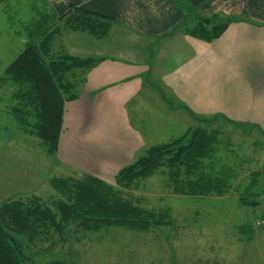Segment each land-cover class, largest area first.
Wrapping results in <instances>:
<instances>
[{"label": "rangeland", "instance_id": "1", "mask_svg": "<svg viewBox=\"0 0 264 264\" xmlns=\"http://www.w3.org/2000/svg\"><path fill=\"white\" fill-rule=\"evenodd\" d=\"M61 2H0V79L5 80L0 81V207L20 201L26 207L41 205L56 217L55 221L43 217L38 221L34 216L28 222L29 227H23L25 233H15L28 258L23 264L51 261L76 264L77 258L79 264H264V129L236 120L241 126L237 128L220 115L216 121L204 123L181 109L167 91L149 98L141 94L130 105L133 120L141 125L145 137L153 138L156 144L153 146L169 143L184 134L190 138L198 127L206 129L215 139L211 146L213 155L207 158L216 164L217 175L222 177L227 169L233 168L232 174L238 175L229 182V193L203 198L178 194L169 167H163L152 176L137 180L130 188L134 204L153 210L157 221L164 216L162 227L153 226L148 233H131L117 227L84 231L77 222L62 220L58 206L66 196L52 186V180L81 179L86 173L70 168L60 156L49 154L41 140L17 125L10 111L17 85L6 75L8 67L25 48L28 41L25 28L31 23L35 9ZM196 13L192 17L194 25L200 18V13ZM65 37L58 44L59 51L73 54ZM171 46L175 54L174 43ZM75 52L82 56L83 51L75 49ZM176 55L161 68L171 67ZM145 106L146 113L141 111ZM153 121L156 130L152 129ZM68 151L69 146L64 143L60 155L67 156ZM248 187L260 193V197L240 204V194Z\"/></svg>", "mask_w": 264, "mask_h": 264}, {"label": "crops", "instance_id": "2", "mask_svg": "<svg viewBox=\"0 0 264 264\" xmlns=\"http://www.w3.org/2000/svg\"><path fill=\"white\" fill-rule=\"evenodd\" d=\"M184 3L179 6L172 0L49 3L59 15L73 6L117 20L104 38L72 33L64 39L74 55L81 56L75 52L77 49L83 51L82 56L102 59L87 76L82 96L66 103L68 125L59 156L70 168L113 184L121 169L155 144L153 138L145 137L130 110L131 103L143 93L149 98L167 91L181 109L192 115L207 118L220 115L228 123L240 121L264 129V0H184ZM187 7L200 13L198 17L219 15L229 25L212 42L188 35L179 31L184 23L194 25L190 18V22L187 20ZM82 41L89 45L83 46ZM173 43L176 62L163 70L161 65L169 64L175 56L171 52ZM151 126L156 130L155 121ZM64 143L69 146L67 156L60 155Z\"/></svg>", "mask_w": 264, "mask_h": 264}, {"label": "trees", "instance_id": "3", "mask_svg": "<svg viewBox=\"0 0 264 264\" xmlns=\"http://www.w3.org/2000/svg\"><path fill=\"white\" fill-rule=\"evenodd\" d=\"M172 1L178 6L185 4L184 0ZM46 4L41 10L35 9L31 23H27L25 34L28 41L6 70V75L17 85L11 97L10 110L17 125L26 134L41 140L49 154L59 156L65 131L66 103L77 101L82 96L87 76L102 59L63 53L59 51L58 44L72 33H87L98 39L104 38L117 24V20L73 6L65 14L59 15ZM187 11V20L190 18L193 22L196 10L187 7ZM197 20L198 23L193 26L184 23L179 31L212 42L229 25L219 15L200 17ZM0 81L5 80L1 78ZM196 117L204 123L217 120V117ZM229 123L241 128L240 123L231 120ZM188 137L189 134H184L169 143L150 147L135 162L121 169L113 184L87 173L81 179L54 178L52 186L66 196L58 206L62 220L66 223L77 222L84 231L117 227L131 233H148L153 226L162 227L165 224L161 221L164 216L161 215L157 221L153 210L134 204L130 188L137 180L152 176L163 167H169L170 178H173L178 194L189 195L191 198L227 195L229 182L238 175L232 174L234 168L227 169L222 177L215 172L216 164L207 158L213 155L215 139L212 134L198 127ZM185 139L189 140L184 142ZM208 160L210 162L206 163ZM259 194L253 192L252 187L246 188L240 194V204H247L246 200L260 197ZM34 216L38 221L42 217L56 220L52 211L43 209L41 205L26 207L20 201L1 205L0 264H23L28 260L15 233H25L23 227H29L28 222ZM77 259L76 264H79L80 258ZM43 264L69 263L51 261Z\"/></svg>", "mask_w": 264, "mask_h": 264}]
</instances>
